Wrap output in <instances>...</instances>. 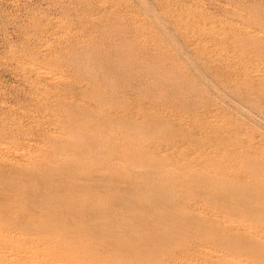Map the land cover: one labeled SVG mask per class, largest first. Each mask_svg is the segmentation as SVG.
I'll list each match as a JSON object with an SVG mask.
<instances>
[{
  "label": "rangeland",
  "instance_id": "obj_1",
  "mask_svg": "<svg viewBox=\"0 0 264 264\" xmlns=\"http://www.w3.org/2000/svg\"><path fill=\"white\" fill-rule=\"evenodd\" d=\"M263 114L264 0H0V264H264Z\"/></svg>",
  "mask_w": 264,
  "mask_h": 264
},
{
  "label": "bare ground",
  "instance_id": "obj_2",
  "mask_svg": "<svg viewBox=\"0 0 264 264\" xmlns=\"http://www.w3.org/2000/svg\"><path fill=\"white\" fill-rule=\"evenodd\" d=\"M227 95H228V94H227ZM229 96H230V95H229ZM232 96H233V95H232ZM245 96H246V95H244L243 97L245 98ZM238 97H239V96H238ZM246 97H247V96H246ZM248 97H249V96H248ZM230 98H231V97H230ZM233 98H235V97H233ZM236 98H237V97H236ZM236 98H235V99H236ZM251 98H252V97H251ZM251 98H249V99H251ZM241 99H242V98H241ZM254 99H255V98H253V103H254V101H255ZM245 100L247 101L248 98H247V99L245 98ZM246 101H245V104L248 103V102H246ZM248 101H252V100H248ZM257 101H258V100H257ZM239 102H240V101H239ZM237 103H238V102H237ZM237 105H238V104H236V106H237ZM237 107H238V106H237ZM249 107H250V105H249ZM249 107H248V108H249ZM240 108H241V107H240ZM248 108H246V109H248ZM254 109H255V108H254ZM255 110H256V109H255ZM257 110H259V108H258ZM250 111H251V110H250ZM261 112H262V111H261ZM256 115H257V114H256ZM263 115H264V114H263ZM214 129H216V128H214ZM214 129H213V130H214ZM213 130H212V131H213ZM214 131H215V130H214ZM214 131H213V132H214ZM220 133H221V132H220ZM225 137H226V136H225ZM229 137H230V136H229ZM208 139H209V138H208ZM209 140H210V139H209ZM212 142H214V141H212ZM226 142H227V141H226ZM261 144H263V142H262ZM56 148H57V147H56ZM259 148H260V147H259ZM259 148H258V149H259ZM261 148H262V147H261ZM249 152H250V151H249ZM254 156H255V155H254ZM254 156H253V157H254ZM64 157H65V156H64ZM258 157H259V156H258ZM254 158H255V157H254ZM254 158H253V159H254ZM256 159H258V158H256ZM223 169H224V168H223ZM142 171H143V170H142ZM137 172H138V171H137ZM143 172H144V171H143ZM147 172H148V171H147ZM149 173H150V172H149ZM151 173H152V172H151ZM154 174H155V173H154ZM151 176H152V175H151ZM254 176H255V175H254ZM196 177H197V176H196ZM259 180H260V179H259ZM198 181H199V180H198ZM240 181H241V180H240ZM243 181H244V180H243ZM245 181H246V180H245ZM246 183H247V182H246ZM251 185H252V184H251ZM148 186H149V185H148ZM248 186H249V185H248ZM255 186H257L256 183H255ZM145 187H146V186H145ZM145 187H144V189H145ZM251 187H252V186H251ZM251 187H250V188H251ZM262 187H263V186H262ZM82 188H83V187H82ZM248 188H249V187H248ZM253 188H255L254 185H253ZM258 188H259V187H258ZM141 189H142V187H141ZM144 189H143V190H144ZM150 189H152V188H150ZM256 189H257V187H256ZM259 189H260V188H259ZM259 189H258V190H259ZM100 190H101V189H100ZM119 190H120V189H119ZM123 190H124V188H123ZM246 190H247V189H246ZM251 190H252V188H251ZM254 190H255V189H254ZM147 191H148V190H147ZM160 191H161V190H160ZM164 191H165V190H164ZM249 191H250V190H249ZM252 191H253V190H252ZM252 191H251V193H252ZM260 191H261V189H260L258 192L260 193ZM262 191H263V190H262ZM114 192H115V191H114ZM200 192H201V191H200ZM254 192H256V191H254ZM254 192H253V195L255 194ZM156 193H157V191H156ZM246 193H247V192H246ZM198 194H199V193H198ZM260 194H261V193H260ZM262 194H263V193H262ZM262 194H261V195H262ZM105 195H106V194H105ZM130 195H131V194H130ZM149 195H150V194H149ZM204 195H205V194H204ZM247 195H248V194H247ZM258 195H259V194H258ZM199 196H200V195H199ZM256 196H257V194H256ZM113 197H114V196H113ZM116 197H117V196H116ZM120 197H121V196H120ZM123 197H124V195H123ZM146 197H147V196H146ZM252 197H253V196H252ZM129 198H130V197H129ZM254 198H255V195H254ZM258 198H259V197H258ZM124 199H125V198H124ZM130 199L132 200V198H130ZM137 199H138V198H137ZM128 200H129V199H128ZM161 200H162V199H161ZM241 200H242V199H241ZM245 200H246V199H245ZM248 200H249V199H248ZM120 201H122V200H120ZM115 202H117V201H115ZM130 202H131V201H130ZM133 202H134V200H133ZM253 202H254V200L252 201V203H253ZM126 203H127V202H126ZM136 203H137V202H136ZM146 203H147V202H146ZM242 203H243V202H242ZM245 203H246V202H245ZM122 204H123V203H122ZM257 204H258V203H257ZM263 204H264V202H263ZM153 205H154V204H153ZM242 205H243V204H242ZM109 206H111V205H109ZM127 206H128V204H127ZM131 206H132V204H131ZM250 206H251V205H250ZM261 206H262V205H261ZM115 207H116V206H115ZM132 207H133V206H132ZM113 208H114V207H113ZM116 208H117V207H116ZM120 208H122V206H120ZM127 209H128V208H127ZM263 209H264V208H263ZM263 209H262V210H263ZM247 210H248V209H247ZM116 211H117V210H116ZM116 211H115V212H116ZM133 211H134V210H133ZM130 213H131V212H130ZM165 213H166V212H165ZM173 217H174V216H173ZM260 218H261V217H260ZM260 221H261V219H260ZM262 222H263V221H262ZM186 223H187V222H186ZM205 226H206V225H205ZM170 231H171V230H170ZM169 235H170V234H169ZM233 236H234V235H233ZM233 236H232V237H233ZM235 237H236V236H235ZM252 237H253V236H252ZM253 238H254V237H253ZM256 238H258V237H256ZM238 239H239V240H240V239L242 240L243 237H242V238H241V237H240V238L238 237ZM244 239H245V238H244ZM244 239H243V240H244ZM246 239H248V238H246ZM260 239H262V238H260ZM236 240H237V239H236ZM239 240H237V241H239ZM249 240H250V239H249ZM237 241H236V242H237ZM244 241H246V240H244ZM244 241H243V243L240 242V241H239V242L242 243V244H244ZM256 241H257V240H256ZM175 242H176V241H175ZM234 242H235V240H234ZM236 242H235V245H234V246H235V247H236V246H240V245H239V242H238V245H237ZM254 242H255V241H253V243H251V244H254ZM258 242H259V238H258ZM258 242H255V244L258 243ZM248 243H249V242H248V240H247V242H245V244H248ZM259 243H263V242H259ZM259 243H258V244H259ZM123 244H124V243H123ZM233 244H234V243H233ZM242 244H241V245H242ZM255 244H254L253 246H255ZM6 245H7V244H6ZM11 245H12V244H11ZM145 245H146V244H145ZM7 246H9V244H8ZM243 246H244V245H243ZM246 246H248V247H245V248H247V250H249V249H250V248H249V245H246ZM213 247H214V246H213ZM250 247L253 249L252 246H250ZM256 247H257V245H256ZM256 247H255V252H256V250L258 249V247H257V249H256ZM245 248H244V250H245ZM248 248H249V249H248ZM260 248H261V247H260ZM262 248H264V247H262ZM227 249H228V248H227ZM229 249H230V248H229ZM231 249H232V248H231ZM233 250H237V249H234V248H233ZM233 250H232V251H233ZM228 251H229V250H228ZM232 251H231V254H232ZM237 251H239V250H237ZM237 251L234 252V253L240 255V253H237ZM260 251H262V250L259 249V252H260ZM155 252H156V251H155ZM225 252H226V251H225ZM248 252H249V251H248ZM259 252H258V253H259ZM262 252H263V251H262ZM262 252H261V253H262ZM228 253H230V252H228ZM246 253H247V251H246ZM252 253H253V250H252ZM252 253L250 252V253H248V254H252ZM13 254H14V253H13ZM231 254H230V255H231ZM236 254H235V255H236ZM241 254H242V253H241ZM243 254L245 255V253H243ZM248 254H247V256H248ZM259 254H260V253H259ZM228 255H229V254H227V255L224 256L223 253H222V257H221V258L228 257L227 259H228V260H229V259L231 260V258L234 257V256L229 257L230 255H229V256H228ZM263 255H264V254H263ZM210 256H211V255H210ZM223 256H224V257H223ZM247 256H246V257H247ZM249 256H250V255H249ZM253 256H255V255L253 254ZM256 256H257V255H256ZM214 257H215V255L213 256V258H214ZM217 257H219V255H217ZM236 257H237V255H236ZM263 257H264V256H263ZM23 258H24V257H23ZM34 258H35V257H34ZM34 258H33V259H34ZM234 258H235V257H234ZM239 258H240V257H239ZM239 258H238L237 260H239ZM241 258H242V257H241ZM243 258H244V256H243ZM218 259H219V258H218ZM247 259H248V258H247ZM249 259H251V257H250ZM254 259H255V258H254ZM259 259H260V258H259ZM37 260H38V259H37ZM172 260H173V259H172ZM174 260H175V259H174ZM210 260H211V259H210ZM228 260H226V261H228ZM235 260H236V259H235ZM243 260H244V259H243ZM260 260H261V259H260ZM216 261H217V262H216ZM219 261H220V260H219ZM223 261H224V259H223ZM223 261L221 260L220 262H218V260H215L214 262H216L217 264H219V263H221V262H223ZM239 261H240V260H239ZM239 261H238V262H239ZM241 261H242V260H241ZM252 261H254V260H252ZM257 261L260 262L259 260H257ZM261 262H262V261H261ZM28 263H29V262H28ZM28 263H27V264H28ZM176 263H177V260H176ZM180 263L182 264L183 262H180ZM225 263H227V262H225ZM225 263H224V264H225ZM230 263H231V262H230ZM230 263H229V261H228V264H230ZM234 263H235V262H232V264H234ZM239 263H241V262H239ZM245 263H247V261H246ZM249 263H250V261H249ZM54 264H55V263H54ZM184 264H185V263H184ZM236 264H238V263H236ZM253 264H254V262H253Z\"/></svg>",
  "mask_w": 264,
  "mask_h": 264
}]
</instances>
